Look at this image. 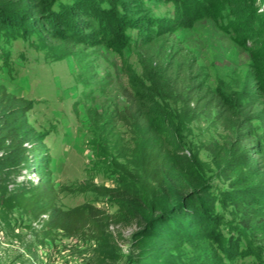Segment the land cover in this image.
<instances>
[{"label":"rangeland","instance_id":"rangeland-1","mask_svg":"<svg viewBox=\"0 0 264 264\" xmlns=\"http://www.w3.org/2000/svg\"><path fill=\"white\" fill-rule=\"evenodd\" d=\"M140 1L116 0L126 7L127 20H132H111L114 40L127 43L121 53L119 45L115 50L78 42L66 48L53 47L49 42L33 46L32 42H1L5 58H0V93L7 92L24 101L30 125L45 138L52 173L50 192L29 189L11 204L10 213H0V264H135L132 244L139 226L124 219L114 193L126 177L151 194L161 179L160 161L116 117H122L128 106L125 93L131 89L130 82L149 85L136 46L143 48L157 30L162 35L156 44L168 51H181L189 65L195 64L200 82L206 85V101L198 114H193L184 98L164 84L157 85L158 99L176 117L172 128L206 181L231 193L229 183L237 181L238 190L256 202L252 206L238 199L241 207L218 204L217 211L231 220L235 211L238 217L249 214L255 220L252 232L258 237L253 247L260 253V264H264V100L255 114L247 111L258 99L252 88V50L258 43L264 45V39L243 32L257 25L255 14L250 12L253 4L249 0H231V5L236 4L226 6L223 20L216 22L207 5L193 6L189 1L194 16L191 22L177 0H145L147 12ZM232 11H239V15L234 18ZM78 16L73 13L72 17ZM72 17L70 14L67 18ZM123 28H128V34L121 36ZM236 28L239 31L235 33ZM87 33L97 35L94 30ZM128 48L135 51L133 55ZM64 54L63 59L54 60ZM223 99L238 104L231 116L236 122L219 119L220 109L213 101ZM243 120L248 121L245 129L253 137L249 149L252 153H247L250 157L245 158V163L229 166L236 172L227 182L222 175L224 165L205 147L224 146L239 139ZM24 177L39 182L35 172L25 171L19 181ZM251 188L256 193L249 191ZM53 209L63 217L56 227L48 223ZM219 247L211 240L185 243L173 250L170 264L226 262ZM227 262L252 264L249 258Z\"/></svg>","mask_w":264,"mask_h":264},{"label":"trees","instance_id":"trees-1","mask_svg":"<svg viewBox=\"0 0 264 264\" xmlns=\"http://www.w3.org/2000/svg\"><path fill=\"white\" fill-rule=\"evenodd\" d=\"M144 1L141 0L140 3L143 11L147 12ZM177 1L179 5L184 6L182 12L185 17L192 19L191 22H194V16L189 1L193 6L207 5V10L211 11L210 17L216 22L223 20L226 6L232 7L236 4L231 5V0H184V3L183 0ZM250 2L253 4L250 12L255 14L257 25H250L248 29H243V32L263 40L264 0H249L248 3ZM149 6L147 4V7ZM125 8L123 3L119 4L116 0H0V58H5L2 56L1 42L8 40L32 42L31 46L36 42H49L53 47L61 48L76 42L82 45H104L115 50L118 48L116 45H119L117 50L121 53L127 43L114 40L110 27L111 20L115 18L122 23L132 22L131 19L127 20ZM73 13H78V18H73ZM70 14L72 18H67ZM230 14L235 18L239 11H232ZM73 24L75 26L72 29ZM157 27L159 29V26ZM127 29L121 30V36L128 34ZM90 30H94L97 35H89L87 32ZM238 31L236 28L235 33ZM160 35V31L154 32L148 42L144 43L143 48L147 45L145 50L141 48L142 45L136 46L137 50L140 49V64L145 70L144 78L149 85L140 81L130 82L131 89L125 93L128 106L122 117H116V120L152 150L160 161L158 171L161 179L151 194L126 177L120 181V188L114 193V200L124 219L127 222H136L139 226L132 244L136 254L135 264H170L173 250L179 249L185 243L203 240H211L220 246L221 257L226 262L219 261L218 264H229L227 260L231 262V259L238 258H249L252 264H260V253L253 247V241L258 237L252 232L255 220L249 217V214L238 217L236 211L233 214L234 219L231 220L217 211L218 204L239 208L242 201L252 206L256 202L238 190L237 181L229 183L233 194L223 187H213L206 181L196 161L190 159L172 128L176 117H173L174 114L168 112L158 99L157 85H165L177 96L184 98L185 105L193 114H198L199 108L206 101V85L200 82L201 75L194 69L195 64L189 65L187 57L182 55L181 51H168L164 46H158L155 41L160 39ZM127 50L131 55L135 52L131 48ZM65 54L55 57L54 60L63 59ZM252 59L255 77V85L252 88L257 91L255 97L258 99L257 103L248 106L247 111L253 115L256 107L262 106L261 102L264 100L262 43L261 46L258 43L252 50ZM213 103L220 109L219 119L222 122L234 120L231 116L232 112L238 109V104H232L229 100L226 103L225 99L214 100ZM229 105H233V108ZM28 111L23 100L7 92L0 93V213H10L11 204L29 189L45 192L51 190V159L48 157L45 138L30 125ZM236 121L237 119L234 120ZM243 122V125H240L239 139L224 146L205 147L216 161L224 165L222 175L227 182H230L231 176L236 172L229 166H238L239 162L245 163V158L250 157L247 153H252L249 149L253 137L245 129L248 121ZM226 127L233 130L229 124H226ZM232 157L234 158L231 159ZM25 171L35 172L39 182L27 181L25 177L23 181H19ZM215 189L219 193L214 191ZM60 214L57 209L50 212L49 226L56 227L58 222L63 220Z\"/></svg>","mask_w":264,"mask_h":264}]
</instances>
